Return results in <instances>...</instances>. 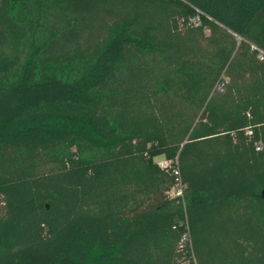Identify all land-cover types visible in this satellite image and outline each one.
<instances>
[{
	"label": "trees",
	"instance_id": "1",
	"mask_svg": "<svg viewBox=\"0 0 264 264\" xmlns=\"http://www.w3.org/2000/svg\"><path fill=\"white\" fill-rule=\"evenodd\" d=\"M0 264H264V0H0Z\"/></svg>",
	"mask_w": 264,
	"mask_h": 264
},
{
	"label": "built area",
	"instance_id": "2",
	"mask_svg": "<svg viewBox=\"0 0 264 264\" xmlns=\"http://www.w3.org/2000/svg\"><path fill=\"white\" fill-rule=\"evenodd\" d=\"M220 88H222V86H220ZM259 148V146H258ZM159 165L161 167H171L173 172L176 175V183L175 185L171 188L170 190V194L173 197H180V199H184V195H185V184L182 182L181 177H180V170H179V166H178V159H174V160H170V159H162L160 161H158ZM181 243L182 246L184 247H192L191 244V238H190V233L188 230V227H186L183 237L181 239Z\"/></svg>",
	"mask_w": 264,
	"mask_h": 264
},
{
	"label": "rangeland",
	"instance_id": "3",
	"mask_svg": "<svg viewBox=\"0 0 264 264\" xmlns=\"http://www.w3.org/2000/svg\"><path fill=\"white\" fill-rule=\"evenodd\" d=\"M193 19H198V18H197L196 15H195V16L193 17ZM193 19H192V20H193ZM207 32H208V30H207ZM162 159H164V157H162V156L156 158L157 161H160V160H162ZM187 198H188V197H187ZM184 201H185V199L183 200V202H184ZM186 202H187V201H186ZM190 255H191V257H193L191 253H190Z\"/></svg>",
	"mask_w": 264,
	"mask_h": 264
}]
</instances>
